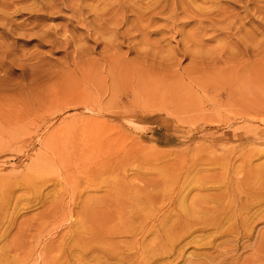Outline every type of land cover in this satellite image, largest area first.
Wrapping results in <instances>:
<instances>
[{
    "label": "rangeland",
    "instance_id": "1",
    "mask_svg": "<svg viewBox=\"0 0 264 264\" xmlns=\"http://www.w3.org/2000/svg\"><path fill=\"white\" fill-rule=\"evenodd\" d=\"M103 1L16 0L9 9L0 0V252L42 213L76 204L93 214L108 193H124V183L159 197L185 191L189 202L226 189L232 208L248 204L234 191L264 197V0ZM103 14L120 22L126 15L120 35L97 36L94 21ZM7 20L23 27L12 33ZM112 54L152 73L135 72L128 89L115 86L104 63ZM255 66L258 83L232 81L237 70ZM168 80L174 94L161 89ZM27 87L30 107H12V92ZM248 206L224 237L196 230L159 264H264V204ZM171 207L178 209L158 204V213ZM73 222L46 223L32 235L45 231L52 239Z\"/></svg>",
    "mask_w": 264,
    "mask_h": 264
},
{
    "label": "bare ground",
    "instance_id": "2",
    "mask_svg": "<svg viewBox=\"0 0 264 264\" xmlns=\"http://www.w3.org/2000/svg\"><path fill=\"white\" fill-rule=\"evenodd\" d=\"M61 1L64 4L65 0H61ZM104 1H103V3H104ZM2 2L9 9L15 7V5H16V0H5V1L2 0ZM106 2H107V0H106ZM125 2H126V0H125ZM98 3H99V1H98ZM119 4H117V5H119ZM134 4H135V2H134ZM74 5L75 4H73V6ZM96 5H97V3H96ZM99 5L101 6L103 4H99ZM93 7H92V10H93ZM101 8L104 9L102 6H101ZM49 9L51 11L54 10L52 5L49 7ZM138 9H140V8H138ZM118 11H119V9L116 10V12H115L116 17L119 14ZM119 12L121 14H124L123 9H121V11H119ZM83 13H84V11H82V10H80L78 12V14H83ZM93 13H94V11H93ZM39 15H41V14H39ZM110 15H111V13H110ZM145 15H146V13H145ZM2 16H0V18L3 20ZM87 16H89V15H87ZM106 16L107 15L103 14L102 18L94 21L95 32H96L97 36L99 35L102 38L106 34H110V33L114 34L115 32H116L115 35L116 34L120 35L119 34L120 28H118V27H120V26L122 27V25L126 23V18H125L126 15H125V17L122 16L124 19L123 22H120V20L115 19L113 17L112 18L110 17L111 18L110 21H107ZM120 16H118V17H120ZM44 17H43V15L38 16V19H44ZM59 18H60V16H59ZM127 18H128V16H127ZM139 19L143 20L144 18H143V16L140 15ZM68 22H66V23H68ZM8 24L10 26V32H12V33L15 32L16 30H20L23 27L22 24H19V23L17 24L16 22H13V21H8ZM129 25H131V23ZM65 27L67 28L66 25H65ZM60 28H61V26H60ZM73 30H74V28H73ZM82 30H83V28H82ZM85 30H86V28H85ZM146 30H147V28H146ZM126 31H127V29H126ZM45 32H47V31L45 30ZM129 32H131V31L129 30ZM129 32L127 34L131 35V33H129ZM145 33H146V31H145ZM145 33L144 34L142 33V35L144 36ZM132 34H133L132 37H134L135 34L133 32H132ZM121 35H122V33H121ZM47 36H49V34H47ZM145 36L147 37V35H145ZM91 38H92V36H91ZM109 38H110V40H108ZM109 38L106 40L107 42H109V41L111 42V37H109ZM140 39H141V37H140ZM63 40H65V39H63ZM131 40H133V38ZM139 42H140V40H139ZM57 44H58V42H57ZM97 44H99V43H97ZM107 44L108 43H105V45H107ZM71 47H72V45H71ZM116 47H117V45H116ZM67 49H68V47H67ZM105 49H107V47H105L103 49L106 53V51L108 49L107 50H105ZM112 49H114V48H112ZM137 49H138V47H137ZM86 51H88V50H86ZM9 53H10V51H9ZM5 55H7V53ZM4 57H5L4 58V60H5L6 56H4ZM238 57H240V56H238ZM103 58L104 57H102V59ZM90 61L92 62L91 59H90ZM3 63H4V61L0 62V67L3 66ZM104 63L106 65V75H107L106 78H108L109 82L111 81L112 84H114L115 86L118 85L119 87H121L123 89H125V88L128 89L129 87L127 88V86L132 84L131 79H133L132 77L134 76L135 72L137 75H140L142 77L146 76V75L144 76L145 72H146V74L148 73L147 75L152 73V71H150L149 69H147L148 71H146L142 66H136V67L134 65L129 66V64L123 63V61H121V59H119L118 56L114 55V54H112V57H110V58H108V57L105 58ZM104 63H102V64H104ZM22 65H23V63H22ZM86 65H88L87 62H86ZM90 65H91V63H90ZM11 66L14 67V63H12ZM82 67L83 66H81V68ZM88 68H90V66ZM258 73L259 72H257L256 66H255L251 70L245 71L243 73H238V70H237L236 72H234L235 75L231 76V79H232V81H234L237 84L244 82L245 79H247V81H251L252 79H254L255 83L256 82L258 83V77H259ZM10 74H12V72L8 73L7 76H9ZM90 75L91 74H89V76ZM195 76H197V74ZM134 77H136V75ZM189 77H191V75ZM0 81H1V79H0ZM92 81H93L94 85L95 84L97 85V83L94 79ZM169 81L170 80H168V82ZM103 82H101V83H103ZM105 82L108 83V80H106ZM263 82H264V80L262 81V83ZM235 83H233V84H235ZM24 84H26V83H24ZM249 84H250V82H249ZM250 85H251V87H253L252 84H250ZM262 85H264V83ZM106 86H109V85H106ZM98 87H100V86H98ZM162 87L163 88H161V89H164L166 93L174 94V92H175L173 81H170L169 83L166 82V84L162 85ZM254 87L256 88L255 85H254ZM231 88H233V87H231ZM14 89L15 88L13 87V90ZM262 89H263L262 91H264V88H262ZM134 90L135 89H133V91ZM136 90L138 92L137 86H136ZM243 90H240L241 94L243 93ZM117 91H119V89ZM105 92H106V90H105ZM230 92L228 93V95L229 94L231 95ZM31 93L32 92H30V87L22 88L20 91L12 92V99H11L12 107H17L16 104L20 105L18 107L19 110H24L25 108L27 109L28 107H30V105H31ZM109 93H114V90H111ZM117 93H119V92H117ZM242 95L245 96L246 94H242ZM111 96H113V95L111 94ZM114 96H116V95H114ZM2 98H3V96L0 95V99H2ZM115 98L117 99V97H115ZM137 98H139V97H137ZM237 98L235 100H237ZM239 98H238V100H240ZM247 98L248 97H246V99ZM244 99H245V97H244ZM0 107H1V104H0ZM2 107H3V102H2ZM139 107L140 106H138V108ZM249 113L252 114L251 112H249ZM92 172H93V169H92ZM85 173H87V172H85ZM252 174L253 173H251V176H253ZM254 179H255V177H254ZM226 180H225V182H226ZM253 180H252V182H254ZM263 180H264V178H263ZM148 182H151V181H148ZM153 182H151L150 184L149 183H147V184H148V186H152L154 188V190L152 189L153 192L154 191L157 192V190H156L158 187L157 183H155V182L153 183ZM256 182H257V179H256ZM263 183H264V181H263ZM220 184H222V183H220ZM197 185L199 186V184H195V186H193L192 184L188 183L186 185V188L188 190H191L192 188H196ZM231 185H232V183H231ZM248 186L249 185H247V188H248ZM254 186H256V185L254 184ZM259 186H261V185L259 184ZM135 188H138V187L132 186L129 184H125V183L120 184L119 189L124 191V193L123 192H118L116 194H114L115 192L113 194L108 193L102 200L98 201L97 207L95 208V209H97V212H95L93 214L90 212L88 214H86V213L84 214V211H86V210L79 209L76 206V204L75 205L73 204L72 206H70L68 208L63 206L59 211H55L53 213H47V212L42 213L36 219V222H38L36 226L32 225V226L27 227V228L19 227L17 230V233H15L12 241L6 242V245H7L6 250L0 252V264H159V261L166 258V256L172 255L176 251H179L178 246L179 247L181 246L179 243L186 242L188 240V238L190 236H192L196 230H213L215 232V234H220L217 237H219V238L224 237V234L227 232L226 230L233 228L234 224L232 223V221H234V223L237 225L239 220H241L243 217L246 218L245 215L248 214L247 213L248 209H250L248 204L250 206L251 205L254 206V205H258V204L259 205L264 204V197H261L260 195H254V196L249 197L247 195V193L242 192V190H239V192L234 191V195H233L234 199H235V196L243 195L247 198L245 203L247 202L248 204H244L242 202L241 204L237 205L235 208H232L233 205L231 207L230 203H228V205L226 204L227 198L229 199L230 196L232 195L226 189L221 190L219 192H215V193L213 192V193H209L207 195L195 197L193 199H190V202H189V195L184 193L185 191L180 192L178 194L176 193L177 194V195L175 194L176 197L173 198L172 196H168V195H164V194L162 197H159L158 193H151L150 191H148V192L146 191L147 193L145 191L144 192L136 191L138 189H135ZM252 188H253V186H252ZM196 189H199V187H197ZM201 189H204V188H201ZM256 189H258V186ZM259 189H260V187H259ZM130 191H132V192L130 193ZM200 191H202V190H200ZM254 192H256V191L254 190ZM133 193H135V194H133ZM241 199H240V201H241ZM242 201H243V199H242ZM231 203L233 204L234 202H231ZM158 204H160L161 207H163L165 204L166 205L168 204V206L169 205H172V206L177 205L178 209L176 207H174L172 209V207H171L172 210L170 209V211L168 213L162 215L161 213H158ZM82 207H85V206H82ZM86 207H88V206L86 205ZM67 209H70V210L67 211ZM84 209H86V208H84ZM81 210H83V213L81 212ZM250 210L252 211V209H250ZM81 215H82V217H80ZM75 216L80 217V218L77 220L75 218ZM70 219L75 220V222H73L71 224V226L69 227L68 233H62L60 235L58 233V235L54 236L52 239H50L51 234L48 232L45 233V231L39 232V234H37L36 236L32 235V233L34 231L39 230L41 228V226H43L46 223H53V222L59 223L61 220L68 222ZM226 221L230 222L231 224H229V223L227 224ZM56 230H58V229H56ZM55 233H53V234L55 235ZM249 234H251V230H250ZM158 244L160 246L162 245V247L158 248V246H159ZM10 255H12L13 257H10Z\"/></svg>",
    "mask_w": 264,
    "mask_h": 264
}]
</instances>
